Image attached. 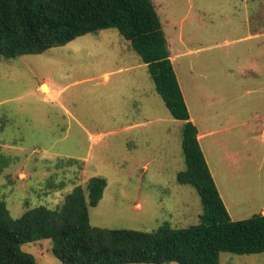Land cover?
<instances>
[{
	"label": "rangeland",
	"instance_id": "obj_1",
	"mask_svg": "<svg viewBox=\"0 0 264 264\" xmlns=\"http://www.w3.org/2000/svg\"><path fill=\"white\" fill-rule=\"evenodd\" d=\"M151 2L231 219L264 214V0ZM183 124L116 29L40 55L0 56V200L18 218L60 207L76 187L88 199V182L99 177L106 188L88 208L91 226L195 225L200 197L177 181L185 169ZM21 250L37 264H64L48 239ZM219 261L264 264V253H221Z\"/></svg>",
	"mask_w": 264,
	"mask_h": 264
},
{
	"label": "trees",
	"instance_id": "obj_2",
	"mask_svg": "<svg viewBox=\"0 0 264 264\" xmlns=\"http://www.w3.org/2000/svg\"><path fill=\"white\" fill-rule=\"evenodd\" d=\"M106 29L130 41L172 118L184 121L185 169L177 181L200 197L199 222L153 231L93 227L88 208L106 188L103 178L93 177L88 199L76 187L56 209L38 206L13 218L0 200V264H37L21 245L41 239L50 240L53 255L64 264H220L221 253H264V215L234 221L219 194L151 0H0V56L7 60L40 55Z\"/></svg>",
	"mask_w": 264,
	"mask_h": 264
},
{
	"label": "crops",
	"instance_id": "obj_3",
	"mask_svg": "<svg viewBox=\"0 0 264 264\" xmlns=\"http://www.w3.org/2000/svg\"><path fill=\"white\" fill-rule=\"evenodd\" d=\"M249 29H250V28H249ZM246 31H248V30H246ZM249 35H250V34H249ZM249 35H248V36H249ZM245 38H247V37H246V36H244V38L241 37L240 40H243V39H245ZM260 51H261V50H260ZM263 51H264V50H263ZM263 51H262V52H263ZM254 61H255V63H257L259 60H258L257 58L254 57ZM260 68H261V67H260ZM43 86H44L45 89H46V85H43ZM47 87H48V86H47ZM48 89H49V88H48ZM181 89H182V87H181ZM183 92H184V91L182 90V94H183V96H184V93H183ZM184 99H185V98H184ZM262 215H264V214H262Z\"/></svg>",
	"mask_w": 264,
	"mask_h": 264
},
{
	"label": "bare ground",
	"instance_id": "obj_4",
	"mask_svg": "<svg viewBox=\"0 0 264 264\" xmlns=\"http://www.w3.org/2000/svg\"><path fill=\"white\" fill-rule=\"evenodd\" d=\"M46 88H47V86H46ZM44 89H45V87H44Z\"/></svg>",
	"mask_w": 264,
	"mask_h": 264
},
{
	"label": "water",
	"instance_id": "obj_5",
	"mask_svg": "<svg viewBox=\"0 0 264 264\" xmlns=\"http://www.w3.org/2000/svg\"><path fill=\"white\" fill-rule=\"evenodd\" d=\"M44 87V86H43Z\"/></svg>",
	"mask_w": 264,
	"mask_h": 264
}]
</instances>
